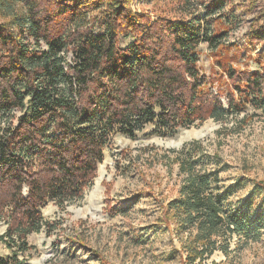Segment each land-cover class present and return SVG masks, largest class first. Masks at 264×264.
I'll list each match as a JSON object with an SVG mask.
<instances>
[{
    "label": "trees",
    "instance_id": "trees-1",
    "mask_svg": "<svg viewBox=\"0 0 264 264\" xmlns=\"http://www.w3.org/2000/svg\"><path fill=\"white\" fill-rule=\"evenodd\" d=\"M150 1L160 0L146 4ZM164 1L169 2L163 12L172 16L132 11L131 0H0V119L8 120L0 134V216L7 213L0 241L8 248L30 249L26 237L43 226L39 209L49 201L63 207L92 184L103 159L102 141L89 126L94 119L128 127L132 135L156 117L155 109L161 124L176 129L221 121L248 103L264 108V66L233 68L235 52L218 44L232 24L221 22L220 14L205 38L189 0ZM245 1L246 11L255 14L246 42L259 45L264 55V3ZM204 4L205 16H211L225 1ZM177 7L186 17L175 16ZM121 40L129 42L121 46ZM204 41L222 71L225 93L204 87L197 66V47ZM63 50L74 57L66 67ZM26 104L16 119L13 111ZM188 146L165 156L184 178L175 198L155 199L157 225L180 243L186 253L182 264H202L216 251L232 253V236L238 239L245 231V215L223 207L213 193L218 170L196 157L204 151L201 145ZM254 184L264 190V180ZM104 187L108 194L111 185ZM105 205L110 217L125 216L109 197ZM0 264L29 263L13 252L0 256Z\"/></svg>",
    "mask_w": 264,
    "mask_h": 264
},
{
    "label": "rangeland",
    "instance_id": "rangeland-1",
    "mask_svg": "<svg viewBox=\"0 0 264 264\" xmlns=\"http://www.w3.org/2000/svg\"><path fill=\"white\" fill-rule=\"evenodd\" d=\"M146 1L131 0V10L152 14L168 10L164 6L169 1L148 4ZM205 1L189 0L190 12L194 10L195 15H199L201 36L208 38L212 20L222 14L219 20L232 25L218 44L230 45L231 52H235L237 59L231 67L260 70L257 62L264 66V55L259 54V45H248L245 39V32L255 16L246 11V1L224 0V7L211 16H205ZM176 11L178 18H183L187 12H182L180 7ZM171 13L167 11L164 15L172 16ZM128 42L121 40V46ZM197 53L204 87L225 93L218 76L222 71L211 58L208 42L199 43ZM60 57L64 59V67L74 60L73 55L64 50ZM221 100L226 108L225 98ZM26 107L28 104L21 111H13L16 119L24 114ZM154 112L156 117L132 135L127 133L128 127L94 119L89 126L102 141L103 159L92 184L80 198L65 202L63 207L47 202L39 209L42 228L26 237L30 249L17 252L0 241V256L10 257L16 252L18 259L29 264H103L97 255L110 264H182L186 253L180 252V243L173 234L164 231L163 226L157 225L160 213L156 200L175 198L184 178L177 165H167L165 156H173L167 151H179L184 144L194 149L192 144L197 143L204 149L196 153L201 164L218 170L214 195L222 199L225 209L239 210L245 215V231L238 239L232 236V253L225 257L216 251L202 264H264V190L254 184L264 180V108L248 103L241 111L227 114L221 121L208 119L202 124L194 122L176 129L161 124L158 110ZM7 121L0 119L1 135ZM104 183L111 185L108 194ZM107 197L111 206L123 210L125 216L107 214ZM6 215L0 216V235L6 230Z\"/></svg>",
    "mask_w": 264,
    "mask_h": 264
}]
</instances>
